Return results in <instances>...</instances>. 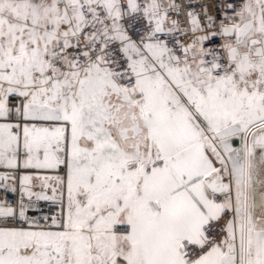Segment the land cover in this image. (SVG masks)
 Returning <instances> with one entry per match:
<instances>
[{"label":"snow or ice","instance_id":"obj_1","mask_svg":"<svg viewBox=\"0 0 264 264\" xmlns=\"http://www.w3.org/2000/svg\"><path fill=\"white\" fill-rule=\"evenodd\" d=\"M0 264H264V0H0Z\"/></svg>","mask_w":264,"mask_h":264}]
</instances>
